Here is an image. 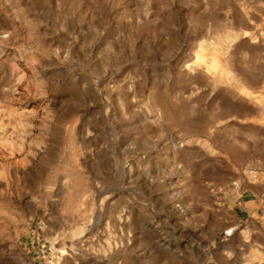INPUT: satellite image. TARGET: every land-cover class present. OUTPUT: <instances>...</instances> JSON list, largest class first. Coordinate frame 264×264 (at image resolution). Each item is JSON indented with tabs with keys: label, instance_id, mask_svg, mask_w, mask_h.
Masks as SVG:
<instances>
[{
	"label": "rangeland",
	"instance_id": "1",
	"mask_svg": "<svg viewBox=\"0 0 264 264\" xmlns=\"http://www.w3.org/2000/svg\"><path fill=\"white\" fill-rule=\"evenodd\" d=\"M257 182L264 0H0V264H263Z\"/></svg>",
	"mask_w": 264,
	"mask_h": 264
},
{
	"label": "crops",
	"instance_id": "2",
	"mask_svg": "<svg viewBox=\"0 0 264 264\" xmlns=\"http://www.w3.org/2000/svg\"><path fill=\"white\" fill-rule=\"evenodd\" d=\"M234 212L239 223H259L264 226V183H251L241 190L239 196L234 202ZM28 264H65L64 261L58 259L54 262L48 261L44 254L33 257ZM264 264V263H263Z\"/></svg>",
	"mask_w": 264,
	"mask_h": 264
},
{
	"label": "water",
	"instance_id": "3",
	"mask_svg": "<svg viewBox=\"0 0 264 264\" xmlns=\"http://www.w3.org/2000/svg\"><path fill=\"white\" fill-rule=\"evenodd\" d=\"M68 242L65 243L64 241H57L55 244H54V248L55 249H59L61 247H65V246H68Z\"/></svg>",
	"mask_w": 264,
	"mask_h": 264
},
{
	"label": "bare ground",
	"instance_id": "4",
	"mask_svg": "<svg viewBox=\"0 0 264 264\" xmlns=\"http://www.w3.org/2000/svg\"><path fill=\"white\" fill-rule=\"evenodd\" d=\"M63 248H65V247H61V248H59V249H56V250H61V249H63Z\"/></svg>",
	"mask_w": 264,
	"mask_h": 264
}]
</instances>
